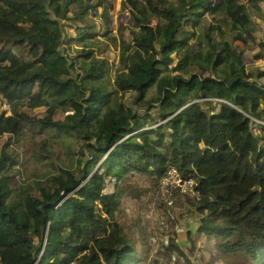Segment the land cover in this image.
<instances>
[{"label":"trees","instance_id":"1","mask_svg":"<svg viewBox=\"0 0 264 264\" xmlns=\"http://www.w3.org/2000/svg\"><path fill=\"white\" fill-rule=\"evenodd\" d=\"M263 1L123 0L115 28L108 0H0V135L24 126L41 162L56 141L80 149L75 166L16 186V154L0 152V264H145L149 243L120 219L125 186L173 168L194 181L199 231L225 264H264V70L246 59L264 51L250 18ZM115 31L111 64L97 52Z\"/></svg>","mask_w":264,"mask_h":264},{"label":"rangeland","instance_id":"2","mask_svg":"<svg viewBox=\"0 0 264 264\" xmlns=\"http://www.w3.org/2000/svg\"><path fill=\"white\" fill-rule=\"evenodd\" d=\"M122 3L123 0H108L110 10L114 15L115 28ZM94 14L90 21L101 23L99 11ZM250 18L257 37L264 42V11L258 15L250 14ZM123 19L127 23L131 21L127 16H124ZM71 24V22L63 23V30L69 36L74 34ZM107 40H109L108 51L105 52L104 48H101L97 52V57L115 64L118 61L121 48L117 32L111 34ZM72 45H74V52H79L80 49L75 46L74 42ZM15 52L20 55L17 48H15ZM184 54L185 51L180 49L173 66ZM260 55L264 56V51L258 46L250 47L247 50L246 59L250 70H264V59L260 60ZM198 71L196 66L191 65L176 73L188 78ZM113 72L110 71L105 76V82L111 89H113ZM167 72L176 74L173 70ZM121 98V94L115 92L113 103L117 109H119ZM126 103L128 106L141 111L131 102L129 95L126 97ZM62 118V114L58 113L56 119ZM254 132L256 135L262 134L260 136H262L264 144V132L259 130ZM32 136L33 133L24 126H16L10 133L0 135V152H14L16 154V173L15 178L11 181L13 186L24 181L38 180L42 182L49 175L56 173L57 167L71 168L75 166L80 156V149L74 142L56 141L55 147L49 146L48 148L49 152L56 150V159H45L41 162L34 156ZM129 181L125 186L126 195L123 198L119 214L123 226L140 241L141 246H144L143 240L149 243L150 255L145 264H225L216 249L215 239L207 238L205 234L199 231L201 215L195 209L197 194L191 186L187 189V194L166 199L158 196L159 184L154 178L131 172ZM173 242H176L178 246L175 251ZM31 243L32 253L36 254L40 248L45 246V238L33 237Z\"/></svg>","mask_w":264,"mask_h":264},{"label":"built area","instance_id":"3","mask_svg":"<svg viewBox=\"0 0 264 264\" xmlns=\"http://www.w3.org/2000/svg\"><path fill=\"white\" fill-rule=\"evenodd\" d=\"M191 181L182 182L177 169L173 168L168 176L160 181L157 194L160 198L170 199L185 194Z\"/></svg>","mask_w":264,"mask_h":264},{"label":"clouds","instance_id":"4","mask_svg":"<svg viewBox=\"0 0 264 264\" xmlns=\"http://www.w3.org/2000/svg\"><path fill=\"white\" fill-rule=\"evenodd\" d=\"M179 173V172H178ZM179 175H180V173H179ZM180 178H181V180H182V182H187V181H183V179H182V177H181V175H180ZM164 178H162L161 180H163ZM160 180V181H161ZM189 181H191V185H189V186H193V184H194V181L193 180H189ZM159 184H160V182H159ZM189 188V187H188ZM193 188V187H192ZM185 194H187V192L185 193Z\"/></svg>","mask_w":264,"mask_h":264}]
</instances>
